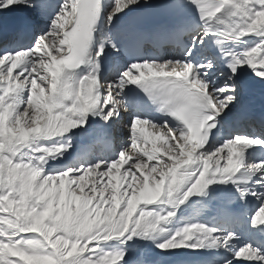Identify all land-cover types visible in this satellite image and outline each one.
Here are the masks:
<instances>
[{"label": "snow or ice", "instance_id": "snow-or-ice-1", "mask_svg": "<svg viewBox=\"0 0 264 264\" xmlns=\"http://www.w3.org/2000/svg\"><path fill=\"white\" fill-rule=\"evenodd\" d=\"M0 264H264V0H0Z\"/></svg>", "mask_w": 264, "mask_h": 264}]
</instances>
